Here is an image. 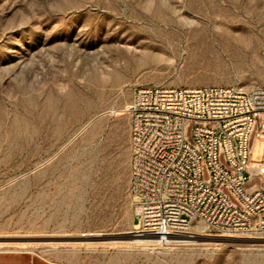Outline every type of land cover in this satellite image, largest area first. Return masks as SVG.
<instances>
[{"label":"rangeland","instance_id":"1","mask_svg":"<svg viewBox=\"0 0 264 264\" xmlns=\"http://www.w3.org/2000/svg\"><path fill=\"white\" fill-rule=\"evenodd\" d=\"M145 85L264 86V0H0V264H264V236L137 239Z\"/></svg>","mask_w":264,"mask_h":264},{"label":"built area","instance_id":"2","mask_svg":"<svg viewBox=\"0 0 264 264\" xmlns=\"http://www.w3.org/2000/svg\"><path fill=\"white\" fill-rule=\"evenodd\" d=\"M123 112L137 231L264 236V86H139Z\"/></svg>","mask_w":264,"mask_h":264},{"label":"bare ground","instance_id":"3","mask_svg":"<svg viewBox=\"0 0 264 264\" xmlns=\"http://www.w3.org/2000/svg\"><path fill=\"white\" fill-rule=\"evenodd\" d=\"M134 227H135V229H138L140 227V224L138 222H136L134 224ZM137 233H138L137 234V239L142 240L144 243H151V242H157L158 243V241L161 242V243H167V242H170V241L171 242H175V243H195L197 241V239H195L193 237L197 236V234L198 235L201 234L203 236H207L206 234H203L201 232L200 233L188 232V233H184V234H181V235H176V236L167 238L166 240H163V239L161 240L158 237L151 236V235H145V234L140 233L139 231H137Z\"/></svg>","mask_w":264,"mask_h":264},{"label":"crops","instance_id":"4","mask_svg":"<svg viewBox=\"0 0 264 264\" xmlns=\"http://www.w3.org/2000/svg\"><path fill=\"white\" fill-rule=\"evenodd\" d=\"M30 264H61V263L52 262V261H41V260L34 259L33 261H31Z\"/></svg>","mask_w":264,"mask_h":264},{"label":"water","instance_id":"5","mask_svg":"<svg viewBox=\"0 0 264 264\" xmlns=\"http://www.w3.org/2000/svg\"><path fill=\"white\" fill-rule=\"evenodd\" d=\"M197 241L210 242V241H216V238L208 237V236H201L197 238Z\"/></svg>","mask_w":264,"mask_h":264}]
</instances>
